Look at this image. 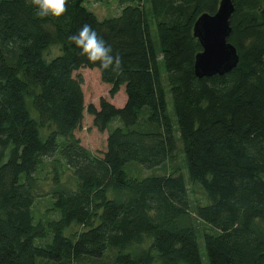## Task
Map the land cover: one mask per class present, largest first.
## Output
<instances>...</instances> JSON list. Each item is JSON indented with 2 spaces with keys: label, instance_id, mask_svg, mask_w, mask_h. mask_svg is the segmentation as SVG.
Segmentation results:
<instances>
[{
  "label": "trees",
  "instance_id": "trees-1",
  "mask_svg": "<svg viewBox=\"0 0 264 264\" xmlns=\"http://www.w3.org/2000/svg\"><path fill=\"white\" fill-rule=\"evenodd\" d=\"M89 1L39 18L28 0H0V264H264V0H232L240 63L203 79L194 26L222 0H120L104 20ZM84 24L118 71L79 55L70 37ZM53 44L62 54L47 62ZM82 69L111 98L124 87L126 104L86 107ZM86 111L108 133L102 156L75 136ZM179 154L183 168L156 174ZM190 182L206 204L193 206ZM44 197L51 217L38 220Z\"/></svg>",
  "mask_w": 264,
  "mask_h": 264
},
{
  "label": "rangeland",
  "instance_id": "rangeland-1",
  "mask_svg": "<svg viewBox=\"0 0 264 264\" xmlns=\"http://www.w3.org/2000/svg\"><path fill=\"white\" fill-rule=\"evenodd\" d=\"M87 7L92 12H94L100 18V20L117 16L121 12L120 0H106V2L104 3L90 0L87 3ZM61 54V45L53 44L44 51V59L47 62H50ZM75 76L81 77L83 79V91L85 95L86 107L93 105L99 109L100 101L102 98H106L118 108H122L126 104L127 95L125 88L123 87L116 97L111 98L109 96L111 86L103 83L99 70L82 69L78 73H76ZM28 107L31 111L32 116L37 118V114L32 109L31 101H28ZM47 132L48 131L45 129L43 131V134ZM107 135L108 133H102L98 129H96V127L94 126V118L89 115L87 111L84 114L82 126L75 132V136L81 141L82 146L98 156H102L107 150ZM43 137L45 138V136ZM173 167L183 168L181 154H179L173 164H167L165 167L157 170L156 174H170L173 171ZM130 171L134 176L139 177H146L153 173L137 166H132ZM182 171H184V169ZM189 188L193 206L199 204L203 205L207 203L205 192L200 186H197L196 184L190 182ZM49 206V198L44 197L37 200L34 206V213L38 220L45 219L46 217H51ZM203 255L204 264H209L205 257V253H203Z\"/></svg>",
  "mask_w": 264,
  "mask_h": 264
},
{
  "label": "water",
  "instance_id": "water-1",
  "mask_svg": "<svg viewBox=\"0 0 264 264\" xmlns=\"http://www.w3.org/2000/svg\"><path fill=\"white\" fill-rule=\"evenodd\" d=\"M235 6L232 0H222L215 15H202L194 26V37L202 47L196 56L195 73L200 79L224 76L234 71L240 57L229 42Z\"/></svg>",
  "mask_w": 264,
  "mask_h": 264
},
{
  "label": "clouds",
  "instance_id": "clouds-1",
  "mask_svg": "<svg viewBox=\"0 0 264 264\" xmlns=\"http://www.w3.org/2000/svg\"><path fill=\"white\" fill-rule=\"evenodd\" d=\"M28 2L37 17L60 18L67 11L68 0H28ZM70 39L79 50V55L86 57L88 62L98 66L102 72H116L120 69V57L113 54L111 46L88 24H84L71 35Z\"/></svg>",
  "mask_w": 264,
  "mask_h": 264
}]
</instances>
